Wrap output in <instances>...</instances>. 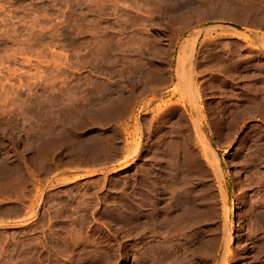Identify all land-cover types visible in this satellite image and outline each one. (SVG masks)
Here are the masks:
<instances>
[{"label":"rangeland","instance_id":"374dc122","mask_svg":"<svg viewBox=\"0 0 264 264\" xmlns=\"http://www.w3.org/2000/svg\"><path fill=\"white\" fill-rule=\"evenodd\" d=\"M169 235L167 264H264V0H0V264Z\"/></svg>","mask_w":264,"mask_h":264},{"label":"bare ground","instance_id":"6f19581e","mask_svg":"<svg viewBox=\"0 0 264 264\" xmlns=\"http://www.w3.org/2000/svg\"><path fill=\"white\" fill-rule=\"evenodd\" d=\"M223 24V23H222ZM225 24V23H224ZM223 24V25H224ZM222 25V26H223ZM232 25V24H231ZM220 26V25H219ZM226 26V25H225ZM230 26V25H229ZM228 26V27H229ZM232 26H234V25H232ZM231 27V26H230ZM229 27V28H230ZM232 28V27H231ZM234 28H236V27H234ZM238 28H236V30H237ZM241 33H243L242 32V30H240V29H238ZM198 98V97H197ZM195 128H196V131L198 132V134H200V130H199V126L197 125V124H195ZM203 146H204V156H205V158H207L208 159V161L210 162V164H211V166L214 168V171H215V169H217V170H219L218 168H219V165H218V162L219 161H217V157L213 154V152H212V148H211V146L209 145V143L208 142H206L205 141V143H203ZM180 158V157H179ZM181 161V160H180ZM175 162V161H174ZM179 164V163H178ZM185 164V163H184ZM183 164V165H184ZM181 165V164H180ZM182 166V165H181ZM185 166V165H184ZM176 169V168H175ZM182 169H183V166H182ZM180 170V169H179ZM184 170V169H183ZM220 171V170H219ZM180 173V172H179ZM174 175V174H173ZM172 175V176H173ZM156 177V176H155ZM154 178V177H153ZM175 178V177H174ZM180 178V177H179ZM144 180V179H143ZM150 180V179H149ZM153 181V180H152ZM145 182V181H144ZM175 183V182H174ZM148 184V183H147ZM153 184V183H152ZM144 185V184H143ZM172 185V184H171ZM175 185V184H174ZM180 186V185H179ZM179 186H177V187H179ZM176 187V186H175ZM180 188V187H179ZM182 188V187H181ZM144 189V188H143ZM142 189V190H143ZM159 189V188H158ZM170 190V189H169ZM175 190V189H174ZM179 190V189H178ZM160 191V190H159ZM180 191H181V189H180ZM183 191V190H182ZM157 193V192H156ZM160 193V192H159ZM175 193V192H174ZM177 193V192H176ZM183 193V192H182ZM158 194V193H157ZM173 194V193H172ZM143 195V194H142ZM180 195V194H179ZM184 195V194H183ZM174 197H175V194L173 195ZM150 197V196H149ZM171 197H172V195H171ZM151 198V197H150ZM142 199V198H141ZM182 199V198H181ZM159 200H161V199H159ZM179 200H180V198H179ZM142 201H143V199H142ZM152 201V200H151ZM155 201V200H154ZM169 201V200H168ZM171 201H173V200H171ZM158 203V202H157ZM143 204V203H142ZM174 204V203H173ZM182 205V204H181ZM155 206V205H154ZM158 210H159V208H157ZM153 210V209H152ZM141 213V212H140ZM150 213V212H149ZM159 215V214H158ZM151 219V218H150ZM162 219V218H161ZM154 221V220H153ZM158 221V220H157ZM146 222H147V220H146V217H145V214L144 213H142V215H141V218H140V228H141V235H140V237H139V240H140V242L141 243H143V244H145V241L147 242V235H146V233L144 232L146 229H145V226H146ZM148 222H150V220L148 221ZM159 222V221H158ZM170 222V221H169ZM172 222V221H171ZM170 222V223H171ZM155 223V222H154ZM157 223V222H156ZM173 223V222H172ZM183 224V223H182ZM171 225V224H170ZM182 226V225H181ZM145 229V230H144ZM183 229V228H182ZM171 231V230H170ZM177 231V230H176ZM180 232V231H179ZM177 234V233H176ZM173 235V234H172ZM170 236V235H169ZM180 236V235H179ZM171 237V236H170ZM178 237V236H177ZM172 239L170 240V241H168V246L167 247H165V248H159V249H153L152 247H151V249L150 248H148V249H150V250H148V251H144V254H143V256L145 255V257H143V259H144V264H167L166 262H169L170 260L173 262L174 261V259H176V257H179V254H182L181 253V249L180 248H176V246H171V245H173L175 242V239H176V237H175V239L173 238V237H171ZM181 238V237H180ZM193 238V237H192ZM190 239V238H189ZM150 240V239H149ZM177 240V239H176ZM170 242L172 243L173 242V244H171L170 245ZM191 242V241H190ZM184 244V243H183ZM141 245V244H140ZM159 245V244H158ZM164 245V244H163ZM176 245V244H175ZM148 246V245H147ZM161 247H163V246H161ZM145 248V247H144ZM130 249V248H129ZM154 251H153V250ZM124 250H125V248H124ZM127 250V249H126ZM189 250V249H188ZM192 251V250H191ZM124 252V251H123ZM195 252V251H194ZM125 253V252H124ZM133 254V253H132ZM183 254H184V252H183ZM189 255V254H188ZM141 256V255H140ZM125 257V256H124ZM183 257H184V255H183ZM183 257L181 256V258L183 259ZM129 258V257H128ZM137 258V257H136ZM135 258V259H136ZM140 258V257H139ZM138 258V259H139ZM180 258V257H179ZM134 259V258H133ZM134 259V260H135ZM178 259V258H177ZM133 260V261H134ZM127 261V260H126ZM139 261V260H138ZM179 261V260H178ZM171 262V263H172ZM141 263V262H140ZM170 263V262H169ZM177 263V262H176ZM179 263H180V261H179ZM142 264V263H141Z\"/></svg>","mask_w":264,"mask_h":264},{"label":"crops","instance_id":"0c3cea01","mask_svg":"<svg viewBox=\"0 0 264 264\" xmlns=\"http://www.w3.org/2000/svg\"><path fill=\"white\" fill-rule=\"evenodd\" d=\"M232 25H234V24H232ZM233 27H236V26L234 25ZM236 28H238V29H240V30H241V28H239V27H236Z\"/></svg>","mask_w":264,"mask_h":264},{"label":"water","instance_id":"95a60500","mask_svg":"<svg viewBox=\"0 0 264 264\" xmlns=\"http://www.w3.org/2000/svg\"><path fill=\"white\" fill-rule=\"evenodd\" d=\"M236 27H239V28H241L240 26H238V25H236V24H234Z\"/></svg>","mask_w":264,"mask_h":264}]
</instances>
